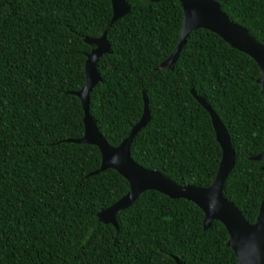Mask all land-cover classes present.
Instances as JSON below:
<instances>
[{"label":"trees","instance_id":"16d2710c","mask_svg":"<svg viewBox=\"0 0 264 264\" xmlns=\"http://www.w3.org/2000/svg\"><path fill=\"white\" fill-rule=\"evenodd\" d=\"M131 11L109 26L112 0H0V264H239L225 225L185 198L144 192L117 214L98 213L130 183L98 173V146L84 136L74 93L86 82L93 49L85 38L107 30L111 53L97 62L102 80L89 112L110 145L129 136L144 111L132 158L181 185L209 186L222 158L205 98L231 136L236 165L224 189L254 223L264 199V95L258 63L205 29L188 36L172 69H158L177 47L179 0H125ZM231 21L264 43V0H215Z\"/></svg>","mask_w":264,"mask_h":264},{"label":"water","instance_id":"95a60500","mask_svg":"<svg viewBox=\"0 0 264 264\" xmlns=\"http://www.w3.org/2000/svg\"><path fill=\"white\" fill-rule=\"evenodd\" d=\"M151 1L159 2L161 0ZM179 1L184 10V21L179 41L172 55L162 62L158 69H172L190 33L199 28H205L221 36L231 47L254 58L261 70L257 82L261 85L264 95V43L251 34L247 28L231 21L229 15L222 9L220 2L215 0ZM112 5L113 17L109 26L131 11V5L125 0H112ZM85 40L93 45V49L86 60V82L79 91L74 92L83 104L85 132L82 138L72 141L98 146L102 155V164L93 174L113 168L127 178L130 183V189L126 195L98 213L99 221L118 227L117 214L132 206L144 192L155 190L171 198H185L197 204L205 213V229H208L214 220L222 222L230 235L228 245L234 250L239 264H264V199L261 202L256 221L251 223L242 211L226 198L225 184L235 168L236 152L232 147L229 131L217 112L205 98L192 90L194 97L209 112L215 128L216 139L223 151L216 177L209 186L181 185L159 170L145 168L132 158L131 145L136 133L152 118L147 93L143 92L144 111L140 121L131 128L129 136L118 146L110 145L97 128L96 122L89 112L90 91L102 80L97 71V62L100 57L112 52L107 39V30L98 38L86 37ZM252 159L264 161V150L253 156ZM176 261L177 264H184L180 259H176Z\"/></svg>","mask_w":264,"mask_h":264}]
</instances>
